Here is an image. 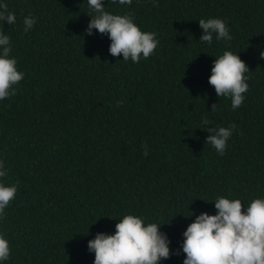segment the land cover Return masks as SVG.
I'll use <instances>...</instances> for the list:
<instances>
[{
  "label": "trees",
  "instance_id": "1",
  "mask_svg": "<svg viewBox=\"0 0 264 264\" xmlns=\"http://www.w3.org/2000/svg\"><path fill=\"white\" fill-rule=\"evenodd\" d=\"M0 3L15 14L0 31L24 73L0 100V182L17 187L0 217L11 250L0 264H94L88 241L114 234L128 214L167 234L171 255L160 264H183V233L196 215L216 213L214 200L240 199L246 211L264 198V0H102L156 33L139 63L113 57L106 34H87L96 15L87 0ZM29 15L36 23L25 32ZM209 18L223 19L232 39L201 42L198 20ZM225 51L250 70L236 110L208 82ZM231 124L220 155L204 129Z\"/></svg>",
  "mask_w": 264,
  "mask_h": 264
},
{
  "label": "clouds",
  "instance_id": "2",
  "mask_svg": "<svg viewBox=\"0 0 264 264\" xmlns=\"http://www.w3.org/2000/svg\"><path fill=\"white\" fill-rule=\"evenodd\" d=\"M87 2L96 15H90L86 32L92 35L95 29L101 35L106 34L111 41L109 52L113 57L122 54L124 61L130 59L139 63L141 57L147 59L155 52L158 45L155 32L142 31L130 14L117 15L105 11L102 0ZM118 3L131 5L132 0H118ZM154 6H158L155 0ZM0 21H7L10 25L16 22L15 14L8 11L6 3H0ZM198 22L203 31L199 38L201 42L211 45L214 33L217 41L232 39L223 19H200ZM23 23L24 31L28 32L36 19L29 15ZM0 48V100H4L16 94L13 86L24 79V73L17 70L16 59L10 57V38L3 31H0ZM261 56L264 57V52ZM248 71L246 62L231 51H225L213 62L208 82L218 97L231 98L233 110L240 108L244 102L243 94L249 88L245 75ZM215 106L212 105V110ZM202 123L207 126L211 121L205 118ZM235 128V124L205 128L210 133L205 142L224 155L227 141ZM143 147L144 155H147V145ZM2 168L3 163L0 162ZM6 174V170H0V177ZM16 193V185L5 186L0 182V217H3ZM214 202L217 210L214 215L201 212L184 231L183 264H264V198L253 199L246 211L242 210L244 206L240 199L219 197ZM160 226L156 223L145 226L144 220L136 215L123 216L116 223L114 234L97 232L95 238L88 241V250L95 254L94 264H160L162 259H169L170 240L166 233L160 231ZM10 254L9 241L0 235V261H7Z\"/></svg>",
  "mask_w": 264,
  "mask_h": 264
}]
</instances>
